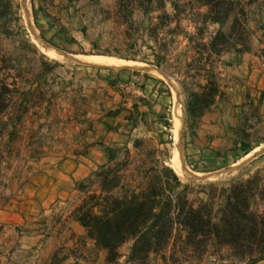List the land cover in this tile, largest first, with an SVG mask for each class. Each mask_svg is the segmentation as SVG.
Listing matches in <instances>:
<instances>
[{
  "label": "rangeland",
  "instance_id": "obj_1",
  "mask_svg": "<svg viewBox=\"0 0 264 264\" xmlns=\"http://www.w3.org/2000/svg\"><path fill=\"white\" fill-rule=\"evenodd\" d=\"M228 10L226 19L211 24L205 23L207 8L195 0H0V92L3 86L8 90L7 106L0 115V202L10 197L18 202L23 195L20 191L31 192L27 188L30 178L51 164L30 160L29 152L37 160L39 156L51 160L70 150L73 140L68 135L71 127L68 112L73 85L64 75V66L84 65L74 61V56H108L130 62L127 66L135 68L141 66L139 63L159 62L158 58L162 57L171 62L178 56V70L184 69L192 77L183 85L188 94L184 101L205 83L207 75L221 92L202 115L197 118L186 115V118L188 138L192 140L202 130L204 115L224 113V131L215 137L201 134L209 140V146L217 139L209 149L223 163L198 166L187 160L180 150L179 125L176 140L135 139L137 149L128 150L131 165L124 172V182L137 178L136 170L141 162L157 168L167 167L180 183L175 193L187 186L189 200L197 202L206 201L211 195L219 196L231 185L253 180L256 184L251 209L264 210L261 199L264 192V0L234 1ZM217 33L231 34V39L220 45L219 53H213L207 44ZM42 47L60 57L45 55ZM235 87L241 94L246 92L247 100L228 115L230 106L227 105H230L231 89ZM173 116V128L167 127L173 133L163 131L168 136L174 134L178 118ZM242 141L251 146L249 153L258 149L257 152L245 158L241 152ZM160 142L166 146L158 148ZM174 148L180 174L173 167ZM123 159L124 152L116 149L115 162ZM72 190L73 184H68V195L57 199L53 210L45 209L49 232L55 228L62 235L54 243V256L48 264H57L66 254H105L87 238L84 229L81 235L76 233L75 241L63 243L62 238L69 236V229L63 224L52 227L60 206L68 202L76 207L80 204L81 194L75 200ZM64 220L63 215L61 222ZM16 232L24 234L27 229ZM130 247L131 242L120 246L119 258L111 264H253L248 254H237L228 247L215 249L210 244L199 254L184 248L180 240H174L166 251L137 260L129 258ZM255 264H264V260Z\"/></svg>",
  "mask_w": 264,
  "mask_h": 264
},
{
  "label": "crops",
  "instance_id": "obj_2",
  "mask_svg": "<svg viewBox=\"0 0 264 264\" xmlns=\"http://www.w3.org/2000/svg\"><path fill=\"white\" fill-rule=\"evenodd\" d=\"M158 59L159 62L150 64L136 62L141 65L136 68H104L96 65L80 67L72 63L64 66V75L73 85L69 94L71 110L68 112L71 126L68 135L73 140L72 146L66 154L61 152L51 160L44 158L46 156L44 159L39 156L37 160L33 153H28L27 158L30 160L51 164L30 178L27 188L31 192L27 194L26 189L20 191L19 194L23 195L18 198V202L15 203L12 197L0 202V264H48V260L54 256V243L62 235H58L55 228H52V233L49 232L50 224L45 209L53 210L56 206L54 202L62 195H68V184H73L72 191L77 200L80 195L76 189L77 183L107 163L106 148L121 151L127 149L131 152L135 139H174V134L168 136L163 133H173L167 127L173 128L174 114L181 125L180 150L188 157L187 160L198 166L223 163V159L209 149L216 144L217 139L214 138L209 146V140L201 134L215 137L224 131V113L204 115L200 134L189 139V121L184 108L188 94H185L183 85L192 77L184 69L179 71L178 56L171 62L166 57ZM231 90L227 114L236 112L247 100L246 92L241 94L236 87ZM63 131L69 133L66 129ZM164 146L165 142L157 143L158 148ZM75 207L72 203H65L55 216L57 221L51 220L52 227L63 224L65 229H69V236L62 238L63 243L75 241L78 238L76 233L81 235L83 231L73 218ZM63 215L66 220L61 222ZM20 227L26 228L27 232L17 233ZM70 263L107 264L106 254H66L57 264Z\"/></svg>",
  "mask_w": 264,
  "mask_h": 264
},
{
  "label": "trees",
  "instance_id": "obj_3",
  "mask_svg": "<svg viewBox=\"0 0 264 264\" xmlns=\"http://www.w3.org/2000/svg\"><path fill=\"white\" fill-rule=\"evenodd\" d=\"M195 1L207 8L205 23L216 24L227 18L232 2L241 0ZM230 36L217 33L207 44L209 50L219 53ZM204 81L188 96L184 107L188 117L202 115L221 95L211 76ZM7 91L3 86L0 92V115L7 106ZM240 145L243 156L252 150L243 141ZM133 148L137 149L136 142ZM106 150L107 163L77 184L81 201L74 219L95 247L105 252L107 264L118 260L117 250L125 243L131 242L129 258L137 260L166 251L174 240L199 254L210 244L215 249L228 247L237 254H248L253 264L264 259V210L253 211L250 206L255 181L231 185L219 196L195 202L189 200L187 186L175 193L180 183L167 167L141 162L137 178L124 182V172L131 165L129 151L125 149L124 159L115 162L116 150ZM261 199L264 201V192Z\"/></svg>",
  "mask_w": 264,
  "mask_h": 264
},
{
  "label": "bare ground",
  "instance_id": "obj_4",
  "mask_svg": "<svg viewBox=\"0 0 264 264\" xmlns=\"http://www.w3.org/2000/svg\"><path fill=\"white\" fill-rule=\"evenodd\" d=\"M41 51L47 55V56H50V57H60V55H58L57 53H55L54 51L52 50H48V49H44L43 47L41 48ZM75 60L79 61V62H82V63H86V64H91V65H96V66H111V67H130V68H133L131 66H127V65H130L131 63L130 62H126V61H122V60H119L117 58H113V57H108V56H82V55H79V56H74ZM74 60V59H73ZM178 108V107H177ZM181 115V114H180ZM179 125H180V121H179V118H177L175 120V130H174V138L176 140L177 138V131H178V128H179ZM181 126V125H180ZM180 129V128H179ZM179 138V137H178ZM179 141V140H178ZM175 142V141H174ZM258 149L252 151L251 153H249V155L246 157H250L253 153L257 152ZM173 167H174V170L180 174V170H179V167H178V164H177V150L176 148H174V157H173ZM240 163V162H239ZM173 169V168H172ZM181 172H182V169H181ZM184 175V174H182ZM188 175V174H187ZM187 177V176H186ZM204 177V176H203ZM211 179V178H210Z\"/></svg>",
  "mask_w": 264,
  "mask_h": 264
},
{
  "label": "water",
  "instance_id": "obj_5",
  "mask_svg": "<svg viewBox=\"0 0 264 264\" xmlns=\"http://www.w3.org/2000/svg\"><path fill=\"white\" fill-rule=\"evenodd\" d=\"M74 61H76L77 63L84 64V65H91V64H86V63L79 62V61H77V60H74ZM123 68H125V67H123ZM126 68H130V67H126ZM133 68H135V67H133ZM248 155H249V154H247L246 157H247ZM246 157H245V158H246Z\"/></svg>",
  "mask_w": 264,
  "mask_h": 264
}]
</instances>
